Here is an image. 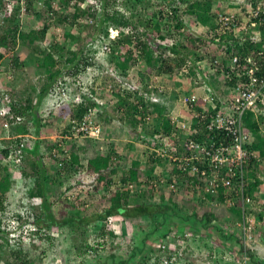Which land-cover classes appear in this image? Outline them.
<instances>
[{"label":"trees","instance_id":"trees-1","mask_svg":"<svg viewBox=\"0 0 264 264\" xmlns=\"http://www.w3.org/2000/svg\"><path fill=\"white\" fill-rule=\"evenodd\" d=\"M216 1L217 0H153V3H151L152 0H59V4L62 6L56 9L52 0H45V5L51 13V15H49L51 23H44L43 28L21 32L20 20L18 18L19 8L14 6L8 8L4 0H0V12L3 10L6 12L5 24L7 23L0 34V60L10 52L15 53V46L19 41L28 43L29 46L33 47V50H30V56L32 58L35 57L37 52L43 53V57L40 59L38 57L35 61L39 69H44L48 73L47 80L37 94L35 103H33L32 97L27 98L24 105L14 100L10 102L12 113V117L10 118L12 124L11 128H17L12 129L9 133L10 136H14L13 139L10 140V143H17L20 140H24V135L30 133L28 124L24 123H29V117H32V125L34 126L33 135L36 139H33L29 145L32 146L35 142L32 150H30L32 158L28 159V165H30L31 171L25 168V163L23 164L22 175H24V182L16 180L14 176L20 173L19 170L10 168V166L4 162L10 149L1 147L0 145V235H2L3 238L0 242V264H38L34 259L33 249L35 248L40 252V247L43 245L44 241L53 243V239L59 237L52 233L51 230L53 228L66 229L67 227H73L70 228L71 230L69 232V235H72V232H75L74 226L80 227L83 230L86 228L87 222H94L95 226L98 227V230L93 234L95 243L92 244L89 242V244H82V247L86 245L90 253L95 252L92 258L100 257L103 250H110L112 258L115 259L117 254L116 250L124 248L126 250L130 249L131 256L127 260L119 261V264H129L130 261L137 256L142 257V260L138 264H163L164 258H166L170 264L184 263V257H176V254L174 255V253H171L168 249L164 251L162 247H159L156 250L150 249L149 252H146L143 245L145 241H142V245L139 244V239L142 234L144 235L143 239L150 235L149 230L152 224L157 228L162 224L161 219H163L168 212L177 214L184 210L181 209L182 204L180 203L178 205L175 201L177 193L174 190L168 189L166 187L167 184L161 182L160 175L155 173L158 172L159 163L162 164L164 159L154 158L155 152L151 151L149 147L150 139L155 140L166 134L171 135L172 133L182 136V132L175 129V124H173L168 117L169 113L176 105L174 102L175 98H169V95H164L163 91L159 92L158 87L155 86L150 90L158 94L160 97L159 101H145L143 97H138V102L130 101L129 98L125 97L120 92L114 91V108L119 115L118 119H115L114 116H107L104 117V119H99L100 115L104 113V108L99 107L101 110L98 112L97 117H95V121L102 127V134L108 126L112 132L121 130L124 127L127 134L126 137L129 138L133 136L143 141L142 143L145 148L143 152L145 153L140 157L134 156L135 152L130 150L132 142L130 139L126 144V153L128 154H121L117 151L114 142H112L106 154H98L93 138H85V143L77 146L76 139L65 137L67 133H70L71 124H68L64 129H59L57 138L49 141L47 138L41 136L43 119L46 121L45 123H52L54 122L52 117H50L52 115L58 119L81 120L90 108L99 105L95 101V98H103L104 93L100 92V94L95 95L97 92L93 86V82L92 85L90 84L88 87V93L90 95L82 92L80 94L82 100L78 103L71 101L64 102L63 99H61L48 108L47 115L43 118L40 112V106L45 96L51 91L60 95L61 91H58V89H66L65 84H67V82H64L63 85L57 83L58 78L61 77L63 73V69H67L66 72L68 71V74L79 77L82 73L86 72L88 60L84 57V52L82 55V52L71 50H68V52L72 53V56L66 57L64 60L63 51L66 50V46L58 42L56 38L47 48L41 47V43L46 39L52 23L55 22V24H60L62 26L68 24L81 27L84 25L83 21L87 19L89 20L87 23L93 24L95 29L91 38L97 42H104L109 39L110 27H114L118 30L116 39L110 40L111 47L109 52H111L110 54L112 56L111 61L114 63V66L119 69L122 76L127 77L128 71L138 63L139 57H143L149 71L156 72L157 77L163 76L164 74L175 76L183 68L184 64L190 60L193 62L194 60L202 61L205 59L208 61L206 62L210 65L209 67L214 70L216 68L213 64V59L214 57L220 56L218 52L220 49L217 48L211 51L208 49V44L210 42L216 43L215 39L218 37L215 31L216 22L214 18L216 12L220 8L214 9V3ZM34 3L35 0L29 1V15H38L41 13L32 9ZM141 10L145 11L146 18L140 19L138 21L139 23H137L134 17L138 15L139 11L142 12ZM196 22L206 25L208 29L200 34L193 33L189 28ZM139 24L141 25L139 26ZM169 29H173L175 34L169 33L167 31ZM260 29L262 32L261 37L254 42L249 38L242 42V39L232 34L220 36L218 44H220L224 50L223 56H221L228 57L230 56L229 54L235 51H238L241 56H257L259 51L264 50V27L262 26ZM65 35L68 39L70 38L73 40L75 38H80L79 35H81V33L77 35L73 32L68 33L66 31ZM167 35L177 38L173 45L163 46L156 42L155 37L166 38ZM230 39H233L232 43H229ZM117 50L119 51V55H117L116 58L115 55ZM166 50L169 51L167 57L163 56ZM211 55H214V57L210 58ZM8 57L10 60L8 62L10 70L12 68L14 73L17 68L21 67L23 62L20 61L18 54H13ZM224 58L223 63L227 64V60ZM60 65H63V67H60ZM149 75L150 73L147 75L142 73L141 85L146 91H149L148 86L150 84L157 82L156 80L150 82L148 77L151 75ZM196 75L197 72L190 68V72L185 74V77L190 78L192 81ZM258 76L264 77V55L262 59V69L258 72ZM78 80L79 79L76 78L77 82ZM209 80L214 90L220 88L217 87L218 84H220V86H232L234 83V79L228 80L225 76L217 74V71L209 75ZM228 81H230V83ZM128 85L133 87V85L129 83ZM57 87L58 89H56ZM185 91H187V89ZM67 92L72 94L77 93L75 89L73 91L70 88L67 89ZM3 94L4 91L1 93V96ZM131 94L133 95V93ZM162 96L164 98H162ZM203 107L204 103L200 101L195 106L196 111L189 110L192 117L196 115L193 119V127L197 128L200 134L202 132H208L206 127L208 121L202 120V115L199 114ZM16 116H22L24 122L14 127ZM152 118L154 123L150 126V129H152L150 131L147 127ZM245 123L247 128L255 135V139L252 144L249 145V148L258 151L260 158L259 160L253 158L250 161L247 177L253 178L254 181L249 183L246 194L253 197L254 206L260 210H264V200H261L258 196L260 194V187H262L263 184L258 176V172H264V134L259 130L257 120L254 118L252 112L246 115ZM200 134L195 135L197 140L202 138ZM5 142L6 141H4V143ZM60 144L66 146L70 155V160H65L63 166L59 164L60 158L53 153L54 150L57 152L60 151ZM175 144L179 148V151H183L181 147V144L183 145L182 140H176ZM101 148L103 149V147ZM83 154L86 155L84 156ZM45 157H50L53 159V163L56 164L54 175L57 180L51 182L52 184H55L57 181L58 184L63 187L65 182H62V177L71 176L72 174H75L77 177L87 173L95 176L97 184L94 185V192L91 195L94 199L96 198L95 206H93V210L95 211L93 216L91 215L88 217L90 214L86 212H83V216L77 215L81 214V211L86 208L84 207L86 203L84 199L77 203L82 205L81 210L75 211L72 209L74 212L69 214L66 212L67 209L74 208L76 205L72 204L71 201L67 202L61 194L52 195L50 188H47L49 177L47 175L48 168L43 161ZM142 163L148 165L142 168ZM168 172L171 174L170 181L174 178L177 179L178 188L180 192L182 191L185 200L194 198L195 196H191L189 192L192 187L190 186V182L193 181L197 187L203 185L198 177L192 176L189 172L182 171L174 165L169 168ZM13 178H15L16 181ZM73 183L74 182H71L68 185V190L75 188L77 184L80 183V180L75 183L76 185ZM18 184L21 185L20 187L22 188H20ZM15 190L17 194L20 195L18 199L16 198L17 194L13 195ZM199 191L201 190L196 189V194L199 193ZM167 195H169V201H167ZM78 197V193H76L72 198L77 200ZM197 199L199 201L192 199L190 208L192 212L194 211L191 215L198 218L199 215L196 209L199 207L200 203L223 206L226 200L223 189H221L217 195L208 193L205 194L204 198L200 196V198ZM23 201L26 202L25 210H21ZM55 203L62 204L59 211L57 208H54V206H56ZM30 209H32V212H30ZM228 209L235 217L234 220H232L234 224L242 221L243 211L242 208H240L239 199L236 202V206H230ZM255 212L253 211V214ZM120 216H122V218H119ZM110 217L114 218L113 225L103 224V222H106ZM210 217H217V213L209 209L207 218L209 221H213ZM263 217L264 213L260 212L258 218L262 219ZM142 218L150 221L141 222L143 221ZM126 219H129L128 224L131 225V233H129V229L127 231L125 230L126 227L124 226L125 223H127L125 221ZM13 220L19 222L20 226L31 222L36 228L30 232V244H26L23 234H21L18 239H10L7 237V234L11 233V224ZM49 228H51V230ZM254 228L253 232L255 234L253 233V237L254 235L264 236V232L259 225H255ZM153 229L154 228H152L151 232H153ZM237 230L238 231L231 229V231L227 233L228 236L224 235L225 238L229 239L230 243L237 244L234 251L230 250V247H227L226 243H219L214 246L213 243L206 242L205 239H202L201 242L198 243L196 250L198 253H201L204 249H207V256L204 257L200 255L199 258H205L206 264H217L220 263L219 259L216 261L213 259L216 253L221 255L225 252H232L237 258L246 248L247 256L252 263H256L257 261L258 264H264L263 260L254 258L256 254L255 246H245L243 237L244 230L240 227ZM98 239H100V241H98ZM186 240L193 242L195 238L193 239L190 237L188 239L186 238ZM185 241L181 243L182 246ZM252 241L253 239L251 242ZM158 251H161V254ZM41 253L48 255L47 250L44 249H41ZM66 261V263L69 262L68 264H77L73 261L71 262V259ZM236 262L237 259L234 260L233 264ZM186 264L196 263L189 261Z\"/></svg>","mask_w":264,"mask_h":264},{"label":"rangeland","instance_id":"rangeland-1","mask_svg":"<svg viewBox=\"0 0 264 264\" xmlns=\"http://www.w3.org/2000/svg\"><path fill=\"white\" fill-rule=\"evenodd\" d=\"M52 1L56 9H59L62 6L59 4V0H52ZM151 3H153V0ZM32 9L34 11L37 10L41 13H39L38 15H34V14L28 15L26 13L23 14V16L21 15L19 17L20 18L19 24H20L21 32H27L31 29L43 28L44 23H47V22L51 23V18H49L50 17L49 15H51V13L49 12L47 6L45 5V0H35V3ZM141 11L142 12L139 11L138 15L134 17V20L137 23H139L138 21L140 19L146 18L145 11L144 10H141ZM88 21L89 20L87 19L84 20L83 21L84 25L81 27H76V26H72L68 24L62 26L60 24H55L54 22L51 24V28L48 31L46 39L44 40L43 43H41V47L47 48L50 46V43L53 42V40H55L56 38L58 42L66 46V50L63 51L64 60L66 57L72 56V53L68 52V50L82 52L81 53L82 55L84 52L85 54L84 57L88 60V65L91 66V68L88 69L87 73L86 72L82 73L79 77H74L73 74H68L67 73L68 71L66 72L67 69H63V73L61 77L58 78L57 83L63 85L64 82H67L68 85L65 84L66 85L65 90L63 88L58 89V87L56 89H58V91H61L60 95L62 96H63V91H65L67 94L68 88L72 89L73 91L74 89L77 91V93L74 94L75 96L74 95L72 96L68 95L67 97L64 96L63 98L64 102L71 101V102L77 103V101L73 99L83 92V89H81L78 86L76 78L79 79L78 81H81L82 83H84V86L86 85V88L90 86V81L93 78L94 80H96L95 83H93L94 80L92 81L94 87H97V83L99 82L101 85V86H98L96 90L97 94L95 95L100 94V92L104 93L103 98H101L102 102L106 99L110 103V106L104 108V113L100 115L99 119H104V117H107V116L108 117L114 116L115 119H118L119 115L115 111V108H114V104H115L114 103L115 102L114 91L120 92L122 95L129 98L130 101L138 102L139 100L138 97H141V93L144 92L143 86L141 85L142 84L141 82L142 73H145L146 75L150 73L151 76L149 75L150 77H148V79H150V82L156 80L157 82L154 84L157 85L158 83L162 87H164L165 91L167 92V93L164 92V95L166 96L172 95V98H176L181 88L184 89L185 87H187L186 84H188L190 81L188 82L186 77L182 76L180 71L175 76H167L166 74H164L163 76L157 77L156 72L149 71V68L145 65V61L143 57L138 58L139 59L138 63L136 64V66H133L128 71L127 77L122 76L120 74L119 69L116 68L114 66V63L111 61L112 60V56L110 54L111 52H106L107 54L103 53V50H104L103 46L107 43L109 44L110 39H107L104 42H101V41L97 42L96 40L92 39L91 36L94 34L95 29L93 27V24L91 25V23L90 24L87 23ZM6 24L0 23V34H1V31H3V28L6 27ZM140 25L141 24H139V26ZM191 26L195 27L197 34L203 33L204 31V27L200 24H196L195 26L194 24H192ZM66 31L68 33L73 32L74 34H77V35L81 33V35H79L80 38H75L73 40H71L70 38L68 39L67 36L65 35ZM30 50H33V47L29 46L28 43H22L19 41V43L15 46V53L10 52L7 55H5L4 56L5 60H3V64H1L3 65L2 66L3 69L4 67L7 68L4 70L10 71V72H3L2 76L0 77L1 79H4L6 82V86L1 87L0 89H3L2 91H4V93L8 92L12 101L14 100L16 102L18 101L22 102L23 105L26 103V99L29 97H32L33 103H35L36 94L40 92V89L45 84L47 80V74H48L44 69L43 70L39 69L35 61V59L38 57L39 59L42 58L43 53L37 52L35 54V57L32 58L30 56L31 55ZM13 54L15 55L18 54L20 57V61L22 58H24L23 59L24 61H22L23 63L21 67L17 68L14 73H13L12 68L10 70V65L7 64V62L10 61L8 56L13 55ZM117 55H119L118 50L115 55L116 58H117ZM60 67H63V65H60ZM128 83L133 85V87L129 86ZM33 85H35L36 87L35 92L32 90ZM225 90L229 92L228 87H225ZM87 92H88L87 89H85L84 93H87ZM131 93H133V95ZM0 96H1V93H0ZM151 100L152 98L150 97L149 101ZM45 109L46 107H44L43 111L41 112V115L43 118L47 115V111H44ZM177 111L178 112L174 114L180 117L178 119L180 122L182 121L187 122L188 119L190 120V115L187 112H184V111L182 112L180 109V106L177 108ZM50 117H52L54 122L45 123L46 121L43 119L42 123H43L44 129L42 130V135H41L42 137L44 136V138H47V140L49 141L55 140L57 138L58 130L64 129L69 123V120L65 118L58 119L57 117L52 116V115ZM29 118L32 119V117H29ZM1 123H2V119L0 118V132H1L0 145L10 144V140L13 139L14 136H10L9 133L12 129H17V128H10L9 131H6L5 129H3ZM24 123L28 124L29 126L30 133L24 135L25 137L24 140L29 146L32 142L31 140L35 138L33 135L34 126L27 122H24ZM153 123H154V120L152 118L149 121V125L147 127L148 130L150 131L152 130L150 129V126H152ZM103 132L104 133L101 134L99 138H93L95 142V146H96L95 148L98 154L99 153L106 154L108 148L112 145V142L115 143L117 151H119L121 154H128L126 153L127 151L126 144L129 141V139L130 141H132L130 150L135 152L134 156L140 157L143 153H145L143 152L145 150L144 144L142 143L143 141L142 140L140 141L139 139H136L133 136L132 137L130 136L129 138L126 137L127 134H126L124 127L121 130L112 132L110 127L108 126V128H105V131ZM76 140H77L76 142L77 146L85 143V139H81V140L76 139ZM4 141L6 142L4 143ZM101 147H103V149ZM83 155L85 156L86 154H83ZM45 159L47 158L45 157ZM26 161L27 160L25 157V160L21 163V165L16 168L20 172L19 174L14 175L16 180L18 181H20L21 179V181L24 182V179H23L24 175H22L23 174L22 170H23L24 163L26 164V167L28 168ZM147 165L143 164L142 168L146 167ZM53 166H54L53 170H55L56 164L53 163ZM171 166L172 165L169 164L168 161H163L162 164L159 163V167L157 169L158 172L156 174L157 175L162 174L161 177H165L167 178V180H169V177L171 176H168L169 172L167 171V169ZM54 174L55 173L53 172L51 177H49L50 183L53 182L54 180H57ZM258 176L262 180V183H263V188H260L259 195H264V172H258ZM66 177L67 178L70 177L71 179L70 178L67 179ZM15 178L13 179L15 180ZM78 180H80V184L78 183L75 188H73L72 190H68V185L71 182H77ZM62 182H65L64 183L65 185H63V187H61L56 181L55 184H51V185L49 184L50 185L49 188L52 192V195L61 194V196L65 198L67 202L71 201L72 204L76 205L74 208H68L66 212L70 214L74 212L73 210L75 211L81 210L82 205L77 204V203L78 201L84 199L86 202L84 207L86 208L83 211H81L82 212L81 214H77V215L83 216L84 215L83 212H86L88 214L92 213L93 206H95L94 204L96 203L94 201L95 200L94 197H91V195L94 192V185L97 184L95 176L87 173V174H84L83 176H79L78 178L75 174H72L71 176L62 177ZM18 186L20 187L21 185L18 184ZM76 193H78L79 197L77 200H74V198L72 197H74ZM176 193H177L176 197L178 198L177 200H179V202H176V203L178 205L181 203L182 204L181 209H184V210L178 212L177 214L168 212L163 217V219H161L162 224L157 228L154 227L153 224L151 223L152 227L149 230L150 235L148 237H144L143 239L144 235L142 234V236L139 239L140 245H142L143 240L145 241V244L143 245H144V250L146 252H149L150 249L156 250L157 248L162 246L164 241H166L169 246L168 250L171 253L180 252L182 257H184L185 259L184 260L185 263L190 261V262H195L196 264H206L205 258L204 259L199 258L200 253H198L197 250L194 252V250L196 249V246L198 245L199 242H201L202 239H205L206 242L213 243L214 246L219 243H226L227 247H230L229 248L230 250L234 251L236 249L235 247H237V244L232 243V242L230 243L229 239L225 238L224 236V235L228 236L227 233L231 231V229H234L236 231H238L237 229H239V224H238L239 222H237V224L233 223L232 220H234L235 217L232 214V212L229 211L228 206H226L225 204L223 206L214 204L213 206L212 204L207 205L204 203H200L199 207H197L196 209L199 215V218H198L196 216L191 215L194 211L192 212L190 208L192 204V199L199 201L197 199L198 197L196 196V192L194 193L195 196L193 194L191 195V196H194V198L187 199V200L184 199V195L182 191L180 192L179 190ZM84 194L87 195V197L84 198ZM16 196H17L16 197L17 199L20 198L19 194H17ZM168 196L169 195H167V197ZM55 204L56 206H54V208H57L59 211L62 207V204L61 203H55ZM22 208L23 209L21 210L26 209L25 203H23ZM209 209L214 210L217 213L218 218L210 217L211 219H213V221H209V219L207 218V212ZM31 211L32 209H30V212ZM249 216H251V218L254 220L253 224L259 223L257 221L258 216H259V211H256L254 214L249 215ZM119 218H122V216H120ZM142 220L143 221L141 222L147 221V220H144L143 218ZM231 227H234V228H231ZM260 227H261V230L264 232V225L261 224ZM70 228H73V227H69V228L67 227L66 229H54L53 228L52 230L51 228H49L54 235L59 236V237L57 239H53L54 241L53 243H50L49 241H44L43 245L40 247V252L36 250L35 248H34L35 250L33 249L34 259L38 264H68L69 262L66 263L67 262L66 260L69 261L70 259H71V262L73 261L77 264H119L118 263L119 261L127 260L131 256L130 249L126 250L123 248L120 250H116L117 254H116L115 259L112 258L110 250H103L100 257L98 256L97 258H92V255L93 254L95 255V252L90 253L88 251V248H86V245L82 247V244L83 243L89 244V242L92 244L95 243L93 234L96 230H98V227H96L95 225H88L87 227L86 225V228L83 227L84 229L82 230L80 227L78 228L77 226H74L75 232L71 231L72 235H69V232L71 230ZM152 228H154L153 232H151ZM190 237H192L193 239L195 238V240L193 242L191 241L189 242L188 240H186V238L188 239ZM1 240H3V238L0 239V242ZM98 241H100V239H98ZM184 241L185 243L182 246L181 243ZM250 244L251 246L256 245L255 246L256 254L254 258L257 260L261 259L264 261V236L262 237L261 235L260 236L254 235L253 241ZM41 249L47 250L48 255L42 254ZM204 250H207V249H204ZM159 253L161 254V251ZM233 257H234V254H233ZM236 259L239 261L241 258L239 259V256L237 258L235 256V260ZM141 260H142V257L137 256L133 258L129 264H138ZM200 260H203V261L200 262ZM219 261L220 263L224 262L222 259H220ZM220 263H217V264H220ZM247 264H258V263L257 261L256 263H252L250 259L248 258Z\"/></svg>","mask_w":264,"mask_h":264},{"label":"built area","instance_id":"built-area-1","mask_svg":"<svg viewBox=\"0 0 264 264\" xmlns=\"http://www.w3.org/2000/svg\"><path fill=\"white\" fill-rule=\"evenodd\" d=\"M8 6L16 5L20 7L21 11H27V0H4ZM225 7L216 16V42L220 39V36H227L232 34L238 38H241L242 42L248 38V33H251L250 37L253 41L259 38V31H255L254 28L264 24V0H221ZM5 18L4 13H0V22H3ZM197 24V23H196ZM194 24V26L196 25ZM199 24V23H198ZM193 33H197L195 27L189 28ZM169 33L175 34L173 29L167 30ZM118 35V30L114 27L109 28V39L114 40ZM177 37V36H176ZM157 43L163 46L173 45L177 38H173L167 35L166 38L155 37ZM233 39L229 40L232 43ZM110 43L103 46V53L110 51ZM224 51V50H223ZM169 51H164L163 56L167 57ZM264 50L258 52V57H240L235 54L231 58V62L224 64L221 60L215 59L213 64L215 65L212 70L209 64L205 61L187 62L180 70L182 76L190 72V68L197 72V75L191 81L186 77L189 82L187 87L179 90L178 101L186 109L192 111L195 110V106L198 102L202 101L204 107L200 115L202 120H207L206 127L208 132L198 133L197 128L186 123L182 124V127L187 129L188 135L183 141V151H179L175 142L171 140V137L161 136L157 139L149 140L150 150L155 152V156L165 158L169 164L174 165L182 171L189 172L192 176L198 177L199 181L203 183L202 186L190 182V194L194 195L196 189H199V193L196 194L198 198L200 196L204 198L205 194L211 193L217 195L221 189L225 194V205L236 206L238 199L240 200V208L243 211L242 221L239 222V227L244 230L243 237L245 246L251 247V240L253 239L254 226L257 224L264 225V217L258 218L257 224H253V219L248 211L254 206V199L252 196L246 194L249 183L254 179L248 176V167L250 161L253 158L259 160V152L249 148L254 140L252 131L246 128L244 123V115L247 111L261 110L259 106L264 104V77L258 76V72L262 69V59ZM217 71V74L225 76L228 80H233L232 86H229V92L221 89L214 90L212 83H210L209 75ZM169 76L168 74H166ZM230 83V81H228ZM78 86L83 89L86 88L84 83L78 81ZM226 83V82H225ZM84 86V87H83ZM158 87L159 92H165V88L160 84H150L148 90L152 87ZM98 88V85H97ZM150 88V89H149ZM187 89V91H185ZM70 95L69 92L63 91V96L60 95V100ZM141 97L145 101L150 100L157 101L159 98L151 91H144L141 93ZM140 98V97H139ZM64 100V99H63ZM73 100L81 101V95H78ZM12 101L8 92H5L0 96V118L2 119V127L6 131H9L12 124L10 118L12 117L10 102ZM97 101H100L97 98ZM102 104V100L100 101ZM99 107L90 108L81 120L69 119L71 124L70 133H67L65 137L69 138H98L102 133V127L95 121V116ZM194 114V113H193ZM195 115V114H194ZM196 116V115H195ZM191 116V120L195 118ZM174 118V117H173ZM176 118H174L175 120ZM24 122L22 116L15 117V124ZM29 123L32 125V120ZM200 123V122H199ZM200 134L201 139H196L195 135ZM163 135V134H162ZM163 143V145H162ZM60 151L54 150V154L60 158V166L64 165V161L70 160L69 152L63 144L59 145ZM1 147L9 148V153L4 159V162L10 166V168L16 169L25 160L28 144L25 140H20L17 143H10L7 145H1ZM171 176V174H168ZM161 177V176H160ZM167 180L165 177H161V182L167 184V187L175 192L179 191L177 179L172 181ZM157 184V183H156ZM23 203L26 204L25 201ZM223 204V205H224ZM32 212V211H31ZM248 214V215H247ZM114 218L110 217L104 221L103 224L110 226L113 225ZM36 229L33 224L26 223L20 226L16 220L12 221L11 234L12 238L18 239L23 234L26 244L31 243L30 232ZM256 246V245H255ZM162 250L169 249L168 243L162 244ZM180 252L174 253L176 257L182 256ZM203 253V254H202ZM205 253V254H204ZM207 250H203L200 255L206 256ZM232 252H225L224 254H215L213 259H222L225 264H233L235 260ZM241 258V259H240ZM239 261L235 264H247L248 256L246 248L239 256ZM163 264H170V262L164 258ZM183 264H186L185 261Z\"/></svg>","mask_w":264,"mask_h":264},{"label":"clouds","instance_id":"clouds-1","mask_svg":"<svg viewBox=\"0 0 264 264\" xmlns=\"http://www.w3.org/2000/svg\"><path fill=\"white\" fill-rule=\"evenodd\" d=\"M29 1L30 0H27V11H21V9H20V7H18L17 6V4L16 5H13L14 7H18L19 8V12H18V18L22 15L23 16V14H28L29 15V13H28V7H29ZM4 3H5V1H4ZM5 5L9 8V7H12V6H8L6 3H5ZM222 7H225L223 4H222V2H221V0H217L215 3H214V9H217V8H220L217 12H216V16H217V14L222 10ZM1 13V12H0ZM2 13H4L5 15H6V12H4V10L2 11ZM216 16H215V22H216ZM6 19V17L4 18V21L3 22H0V23H5V20ZM20 19V18H19ZM197 24L199 23L200 25H202L203 27H204V31L205 30H207L208 29V27L206 26V25H203L202 23H200V22H196ZM196 23H194V24H196ZM216 26H217V24H216ZM264 27V24L263 25H260V26H257V27H255L254 28V30L255 31H259L260 32V34H259V38L261 37V27ZM203 31V32H204ZM251 33H253V32H249L248 33V38L250 39V40H252L251 39V37H250V35H251ZM259 38L257 39V40H259ZM241 39V38H240ZM256 40V41H257ZM252 42H254L253 40H252ZM217 48H219L220 50H218V52H219V54H220V56L219 57H214V55H211L210 56V58H212V57H214V59H213V61L215 60V59H219V60H221L222 62H224L223 61V58L225 57H222L223 56V47H221L220 46V44H218V42H216V43H213V42H210L209 44H208V49L209 50H211V51H214L215 49H217ZM225 49V48H224ZM107 54V53H106ZM235 54H237V55H239L240 57H246V55L245 56H241L240 55V53L238 52V51H235L234 53H232V54H229L230 56H226L224 59H226L227 60V63H229V62H231V58L233 57V55H235ZM222 55V56H221ZM248 56V55H247ZM249 56H251V55H249ZM251 57H254V56H251ZM257 57V56H256ZM203 60H205V59H203ZM191 61V60H190ZM195 61V63L196 62H198V61H196V60H194ZM193 61V62H194ZM205 61H207V60H205ZM208 62V61H207ZM89 68H91V66H87V69H86V72H88V69ZM94 79L92 78V80L90 81V84H92V81H93ZM95 81L96 80H94V83H95ZM118 83V82H117ZM97 85L98 86H101L100 85V82L99 83H97ZM217 87H220L218 90H221V89H224L225 90V87H228L229 88V85H224V86H220V84H218L217 85ZM96 90H97V87H94ZM150 89V88H149ZM230 89V88H229ZM218 90H216V91H218ZM87 91H88V87H87ZM114 91V90H113ZM144 91H146V90H144ZM149 91H151L152 92V90H149ZM84 92V91H83ZM88 93V92H87ZM153 93V92H152ZM80 95V94H79ZM153 95H155V96H157L158 98H159V100H160V97L158 96V94H155V93H153ZM97 98L98 97H96L95 99V101L99 104L97 107H102V108H106V107H108V106H110V103H109V101H107L106 99L103 101V103L101 104L100 103V101H101V98H98L100 101H97ZM162 98H164L163 96H162ZM177 98V99H176ZM176 98H175V103H176V105H175V107H174V109L169 113V115H168V117L171 119V121H172V123L173 124H175L174 126H175V129H177V130H180L181 132H182V136L180 135H177V134H175V133H172L171 135H164V136H166V137H171V140H173L174 142H176V140H182V142L186 139V137L188 136L187 134H186V132H187V129H185V128H183L182 127V124L183 123H186L187 125H191V122H193V119L191 120H189L188 118V121L187 122H185V121H182V122H180L178 119L180 118L178 115H176V114H174V113H176V112H178L177 111V108L180 106V109H181V111L183 112H187L189 115H190V118H191V114H190V112H189V110L188 109H186L181 103H179V101H178V98H179V94L176 96ZM159 100H157V101H159ZM149 101V100H148ZM152 101V100H151ZM79 101H77V103H78ZM261 109H264V104H261L260 106H259ZM184 109V110H183ZM101 109L99 108V110H98V112L100 111ZM179 110V109H178ZM98 112H97V115H98ZM249 112H252L253 114H254V118L257 120V119H260V117H264V112H262L261 110H258L257 112H255V111H251V110H249V111H247V113L244 115V123H245V117H246V115L249 113ZM97 115L95 116V117H97ZM176 118L175 120H174V118ZM193 124V123H192ZM245 126H246V123H245ZM246 128H247V126H246ZM249 129V128H248ZM174 132V131H173ZM253 133V132H252ZM102 134V133H101ZM264 134V133H263ZM253 135H254V133H253ZM101 136V135H100ZM99 136V137H100ZM255 136V135H254ZM98 137V138H99ZM89 138H95V137H89ZM75 139V138H74ZM82 139V138H81ZM84 139V138H83ZM255 139V138H254ZM162 145H163V143H162ZM181 147H182V144H181ZM156 154V153H155ZM48 158H50V157H48ZM154 158H161L160 156H158V157H154ZM51 159V158H50ZM164 159V161H167L165 158H163ZM158 167H159V165H158ZM170 168V167H169ZM169 168L167 169V171H169ZM155 173H157V172H155ZM162 174H160V176H161ZM253 179V178H252ZM166 187H167V185H166ZM169 189V188H168ZM259 197H260V195H258ZM250 211V212H249ZM248 211V214H250V215H252L253 214V211L255 212L256 211V206H253V208L252 209H250ZM260 212H263L264 213V210H260L259 211V213ZM247 214V215H248ZM243 218V217H242ZM258 221V220H257ZM241 222V221H240ZM239 224V223H238ZM257 225H259V226H261V224L259 223V224H257ZM11 234V233H10ZM10 234H7V237L8 238H10V239H13L11 236H10ZM1 236V238H2V235H0ZM0 238V239H1Z\"/></svg>","mask_w":264,"mask_h":264},{"label":"crops","instance_id":"crops-1","mask_svg":"<svg viewBox=\"0 0 264 264\" xmlns=\"http://www.w3.org/2000/svg\"><path fill=\"white\" fill-rule=\"evenodd\" d=\"M24 58H22L21 59V61H24L23 60ZM3 60H5V57H2L1 58V60H0V77L2 76V74H3V72H9V71H6V70H4V69H7V68H5L4 67V69H3V65H1V64H3ZM7 64H8V62H7ZM60 78V77H59ZM5 84H4V83ZM4 86H6V82H5V80L4 79H1L0 78V88L1 87H4ZM1 91H0V93H2L3 91V89H0ZM32 90L35 92L36 91V87H35V85H33L32 86ZM70 93V92H69ZM38 94V93H37ZM37 94H36V96H37ZM72 95H74V94H72V93H70V96H72ZM75 96V95H74ZM170 97H172V95H170L169 96V98ZM60 95H58V94H55V92L54 91H51V92H49L46 96H45V98L43 99V101H42V104H41V106H40V112H42L43 111V109H44V107H46V109L44 110V111H48V108H50L51 106H53L58 100H60ZM36 99V98H35ZM36 101V100H35ZM19 102V101H18ZM55 102V103H54ZM20 103H22V102H20ZM0 105H1V102H0ZM16 126H19V124H14V127H16ZM257 126H258V128H259V130L262 132V133H264V117H260V119H257ZM44 129V127H42L41 128V131ZM20 135V134H19ZM15 136H17V135H15ZM44 137V136H43ZM34 139H36V137L34 138ZM80 140H81V138H79ZM31 141H33V139L31 140ZM79 141V140H78ZM35 143V142H34ZM34 143L32 144V146H28V148H27V153H26V160H27V166H28V168L26 167V164H25V168H27V169H29L30 171H31V168H30V165H28L29 163H28V159L30 158H32V154H30V150H32V148H33V146H34ZM43 161H44V163H45V165L47 166V168H48V172H47V175H48V177H51V175L53 174V172H54V170H53V159H50V158H48L47 157V159H44L43 158ZM144 163H142V165H143ZM24 166V165H23ZM165 173V172H164ZM16 175V174H15ZM79 178V177H78ZM21 180V179H20ZM76 182H74V184H75ZM52 184V183H50L49 182V178H48V183H47V188H49L50 187V185ZM80 184V183H79ZM76 185V184H75ZM260 188H263V184H262V187H260ZM17 194V192H16V190L13 192V195H16ZM86 194V193H85ZM84 194V197H87V195H85ZM169 197V196H168ZM168 197H166L167 198V200L169 199ZM261 200L263 199L264 200V195H260V197H259ZM178 198L177 197H175V201L176 202H179V200H177ZM95 202H96V198H95V200H94ZM93 204V203H92ZM23 209V208H22ZM256 211H260V209H258L257 207H256ZM95 211L94 210H92V213H90V215L89 216H93V213H94ZM88 216V217H89ZM127 223H125V226L124 227H126V231L128 230L129 231V233H131V225L130 224H128V222H129V219H126L125 220ZM135 221H140V220H135ZM88 224L87 225H95L94 224V222H87ZM97 227V226H96ZM196 248H197V246H196ZM196 251V249L194 250V252ZM198 261H199V259H198ZM203 260H200V262H202ZM205 263H207V262H205ZM220 264H224L223 262H221Z\"/></svg>","mask_w":264,"mask_h":264}]
</instances>
